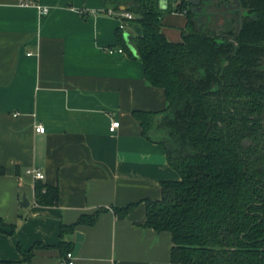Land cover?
I'll list each match as a JSON object with an SVG mask.
<instances>
[{
    "label": "crops",
    "instance_id": "0c3cea01",
    "mask_svg": "<svg viewBox=\"0 0 264 264\" xmlns=\"http://www.w3.org/2000/svg\"><path fill=\"white\" fill-rule=\"evenodd\" d=\"M105 9L104 0H0V219L15 226L14 235L1 229L0 261L27 264L19 242L25 249L45 246L29 264H66L55 247L60 226L102 210L94 225L65 235L73 249L75 234L83 235L78 252L71 251L73 264H172L170 234L141 225L143 203L123 219L113 213L158 200L160 183L179 174L132 115L167 107L164 91L145 81L141 62L117 50V29L129 42L141 35L140 25ZM185 25L184 14L169 13L161 30L179 42ZM112 120L119 122L114 132ZM38 124L44 133L35 131ZM31 168L58 187L57 206L35 205Z\"/></svg>",
    "mask_w": 264,
    "mask_h": 264
},
{
    "label": "trees",
    "instance_id": "16d2710c",
    "mask_svg": "<svg viewBox=\"0 0 264 264\" xmlns=\"http://www.w3.org/2000/svg\"><path fill=\"white\" fill-rule=\"evenodd\" d=\"M159 3L104 0L106 11L130 13L140 25L141 35L129 42L118 28L117 45L141 62L145 81L164 91L167 107L132 115L142 136L162 146L179 180L161 182L158 200L113 213L123 219L143 203L141 225L170 234L172 264H264V0H201L195 10L185 0H168L165 10ZM173 11L186 18L179 42L161 30ZM58 201L57 186L35 182V205ZM101 211L60 226L55 247L63 259L73 249L65 235L94 225ZM4 227L15 234L0 219V232ZM42 247L16 244L27 264Z\"/></svg>",
    "mask_w": 264,
    "mask_h": 264
},
{
    "label": "built area",
    "instance_id": "2783aa9c",
    "mask_svg": "<svg viewBox=\"0 0 264 264\" xmlns=\"http://www.w3.org/2000/svg\"><path fill=\"white\" fill-rule=\"evenodd\" d=\"M185 1H189V0H185ZM40 12L42 14H46L48 13V9L47 8H41L40 9ZM107 14H112V11L111 10H108L107 11ZM120 17L124 20V19H127V20H132L133 19V16L130 14V13H126V12H123L120 14ZM122 28V26H121ZM119 52H121V50L117 49ZM108 52H114L115 50L113 49H108L107 50ZM119 127V122L116 121V120H112L110 125H109V131L110 132H114L117 128ZM35 131L37 133H44L45 131V128L42 124H38L36 127H35ZM26 173L28 175H30L33 179L37 180V181H40V180H43L44 179V175L37 169H34V168H31V169H28L26 171ZM73 258V254L72 252H69L67 253L66 257H65V263L66 264H73L70 260Z\"/></svg>",
    "mask_w": 264,
    "mask_h": 264
},
{
    "label": "water",
    "instance_id": "95a60500",
    "mask_svg": "<svg viewBox=\"0 0 264 264\" xmlns=\"http://www.w3.org/2000/svg\"><path fill=\"white\" fill-rule=\"evenodd\" d=\"M201 0H189V4L193 7V10L197 9L198 6L200 5ZM160 8L162 10H165L168 5V0H160ZM28 203L26 201V198H23L22 202L20 203V206H27ZM83 241V235L79 232L75 234L74 237V249H73V254H76L80 248V245Z\"/></svg>",
    "mask_w": 264,
    "mask_h": 264
},
{
    "label": "rangeland",
    "instance_id": "374dc122",
    "mask_svg": "<svg viewBox=\"0 0 264 264\" xmlns=\"http://www.w3.org/2000/svg\"><path fill=\"white\" fill-rule=\"evenodd\" d=\"M175 12L173 11L172 14H174Z\"/></svg>",
    "mask_w": 264,
    "mask_h": 264
}]
</instances>
